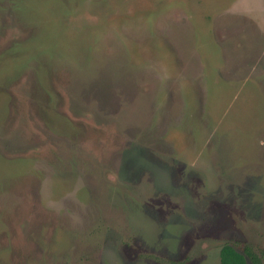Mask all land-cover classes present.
Segmentation results:
<instances>
[{"label":"rangeland","instance_id":"374dc122","mask_svg":"<svg viewBox=\"0 0 264 264\" xmlns=\"http://www.w3.org/2000/svg\"><path fill=\"white\" fill-rule=\"evenodd\" d=\"M264 262V0H0V264Z\"/></svg>","mask_w":264,"mask_h":264},{"label":"trees","instance_id":"16d2710c","mask_svg":"<svg viewBox=\"0 0 264 264\" xmlns=\"http://www.w3.org/2000/svg\"><path fill=\"white\" fill-rule=\"evenodd\" d=\"M217 264H264V262L249 246L244 244L240 249H236L230 241H224L218 247Z\"/></svg>","mask_w":264,"mask_h":264}]
</instances>
